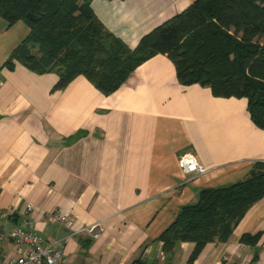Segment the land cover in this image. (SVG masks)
I'll return each mask as SVG.
<instances>
[{
	"label": "crops",
	"instance_id": "obj_1",
	"mask_svg": "<svg viewBox=\"0 0 264 264\" xmlns=\"http://www.w3.org/2000/svg\"><path fill=\"white\" fill-rule=\"evenodd\" d=\"M194 1L92 0L91 8L135 49ZM29 34L26 23L10 26L0 17V225L31 229L71 264H168L158 238L180 210L196 205L202 190L236 184L264 162V129L251 120L247 100L181 85L164 55L110 96L82 76L57 90L56 73L17 61L5 66ZM184 154L205 172L183 173ZM53 214L72 226L50 222ZM94 224L102 229L96 239L83 232ZM258 233L256 246L240 242ZM194 248L180 243L170 264H264V198L228 242L208 244L189 263ZM0 254L14 255L10 240L0 242Z\"/></svg>",
	"mask_w": 264,
	"mask_h": 264
},
{
	"label": "trees",
	"instance_id": "obj_2",
	"mask_svg": "<svg viewBox=\"0 0 264 264\" xmlns=\"http://www.w3.org/2000/svg\"><path fill=\"white\" fill-rule=\"evenodd\" d=\"M91 2L0 0L1 18L10 26L22 21L30 28L5 66L13 69L17 61L39 74L56 73L57 90L82 76L110 96L138 67L164 55L181 85L209 88L215 97L246 99L251 120L264 129V0H195L135 49L103 26ZM263 198L264 162H256L236 184L202 190L198 203L183 207L158 238L164 260L172 262L180 243L195 245L188 260L193 263L208 244L228 242ZM261 236L245 234L240 242L254 247ZM133 264L145 262L136 259Z\"/></svg>",
	"mask_w": 264,
	"mask_h": 264
},
{
	"label": "built area",
	"instance_id": "obj_3",
	"mask_svg": "<svg viewBox=\"0 0 264 264\" xmlns=\"http://www.w3.org/2000/svg\"><path fill=\"white\" fill-rule=\"evenodd\" d=\"M178 168L188 175H201L205 172L196 157L191 154H184L179 158ZM28 210H31V206H28ZM4 218L5 215L0 212V221ZM49 220L66 228L72 226V220L65 216L53 214ZM83 232L96 239L100 236L102 229L100 224H94L84 228ZM5 239L11 241L14 255L4 258L0 254V264H71L62 250L53 248L29 228L16 226L6 229L0 225V242Z\"/></svg>",
	"mask_w": 264,
	"mask_h": 264
},
{
	"label": "water",
	"instance_id": "obj_4",
	"mask_svg": "<svg viewBox=\"0 0 264 264\" xmlns=\"http://www.w3.org/2000/svg\"><path fill=\"white\" fill-rule=\"evenodd\" d=\"M30 18L32 19V16H30Z\"/></svg>",
	"mask_w": 264,
	"mask_h": 264
}]
</instances>
